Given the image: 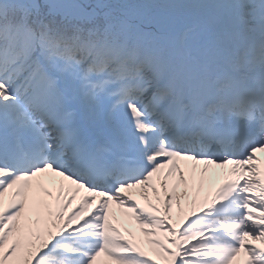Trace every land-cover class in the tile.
I'll list each match as a JSON object with an SVG mask.
<instances>
[{
	"label": "snow or ice",
	"instance_id": "1",
	"mask_svg": "<svg viewBox=\"0 0 264 264\" xmlns=\"http://www.w3.org/2000/svg\"><path fill=\"white\" fill-rule=\"evenodd\" d=\"M258 153L264 0H0V264H264Z\"/></svg>",
	"mask_w": 264,
	"mask_h": 264
},
{
	"label": "rangeland",
	"instance_id": "2",
	"mask_svg": "<svg viewBox=\"0 0 264 264\" xmlns=\"http://www.w3.org/2000/svg\"><path fill=\"white\" fill-rule=\"evenodd\" d=\"M229 167V166H228ZM203 168V167H202ZM226 169H223V171ZM219 176H221L220 174H218ZM212 185H210L207 181H205L204 185H203V192L201 193L202 196L204 195H210L211 193H213L215 191L216 188H218L220 185H216L215 179L212 178ZM134 194L135 197H137L136 199L139 200L142 204L146 205L148 204V201L145 202L144 197L140 194V190L139 189H132L131 190ZM151 190L149 189V196H150ZM84 196V192L83 190H81L80 194L76 196L75 201H77L78 199L81 200L82 197ZM7 197L5 198V200L7 201ZM100 200L99 197H97V202ZM97 205L95 204L94 208ZM112 211L119 217V222H117L116 220H113V223L116 224V226H120L121 224L124 225L123 226V233L124 238L126 240H128L129 236L131 234H133V241L138 243L142 249L144 251H146L147 253H149L150 255H152L154 257V259H162L161 257L157 256L155 253V246L152 244L148 243V240L150 239L149 237H145L140 229V225L137 223V221L135 220L134 216H125L123 214L124 210L120 209L118 207V205L113 204L112 205ZM162 214V213H160ZM173 217L174 218H178L181 214L179 212V210L175 207V204L173 206ZM87 216V215H85ZM111 218V217H110ZM120 219L122 220V223L120 222ZM75 223V222H74ZM128 224V227H127ZM117 226V227H118ZM120 228V227H119ZM130 230V231H129ZM131 233V234H130ZM159 237H163L164 232L163 230H160L157 234ZM156 237H151V239H155ZM253 243L255 244H259V241H253ZM101 264H113L112 261H108L106 256H103L102 260H101ZM163 264V261H162Z\"/></svg>",
	"mask_w": 264,
	"mask_h": 264
},
{
	"label": "bare ground",
	"instance_id": "3",
	"mask_svg": "<svg viewBox=\"0 0 264 264\" xmlns=\"http://www.w3.org/2000/svg\"><path fill=\"white\" fill-rule=\"evenodd\" d=\"M262 157H263V156H262ZM262 159H264V157H263ZM189 163H191V162H189ZM261 167H262V170H264V163H262ZM216 171H218L217 168H216L214 165L211 166V169H210L209 175H210L211 177H214V173H215ZM232 178H234V177H231V179H232ZM161 195H162V190H161ZM151 198H152V199L154 198V195H153V194H151Z\"/></svg>",
	"mask_w": 264,
	"mask_h": 264
}]
</instances>
